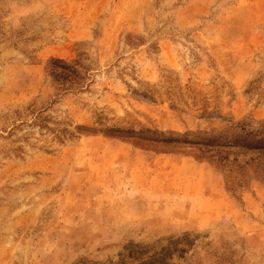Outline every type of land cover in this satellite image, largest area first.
Returning <instances> with one entry per match:
<instances>
[{
  "label": "rangeland",
  "instance_id": "1",
  "mask_svg": "<svg viewBox=\"0 0 264 264\" xmlns=\"http://www.w3.org/2000/svg\"><path fill=\"white\" fill-rule=\"evenodd\" d=\"M0 264H264V0H0Z\"/></svg>",
  "mask_w": 264,
  "mask_h": 264
},
{
  "label": "trees",
  "instance_id": "2",
  "mask_svg": "<svg viewBox=\"0 0 264 264\" xmlns=\"http://www.w3.org/2000/svg\"><path fill=\"white\" fill-rule=\"evenodd\" d=\"M59 63H61V64H62V62H60V61H59Z\"/></svg>",
  "mask_w": 264,
  "mask_h": 264
}]
</instances>
